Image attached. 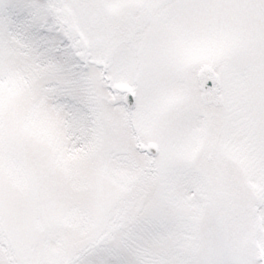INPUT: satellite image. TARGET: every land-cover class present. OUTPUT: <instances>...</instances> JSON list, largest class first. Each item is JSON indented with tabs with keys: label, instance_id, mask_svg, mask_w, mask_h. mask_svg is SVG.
<instances>
[{
	"label": "snow or ice",
	"instance_id": "6c2138e0",
	"mask_svg": "<svg viewBox=\"0 0 264 264\" xmlns=\"http://www.w3.org/2000/svg\"><path fill=\"white\" fill-rule=\"evenodd\" d=\"M0 264H264V0H0Z\"/></svg>",
	"mask_w": 264,
	"mask_h": 264
}]
</instances>
